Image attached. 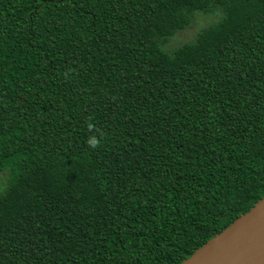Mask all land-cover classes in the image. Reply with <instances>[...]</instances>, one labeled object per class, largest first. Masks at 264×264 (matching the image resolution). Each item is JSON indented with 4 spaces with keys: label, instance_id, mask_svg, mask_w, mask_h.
Returning <instances> with one entry per match:
<instances>
[{
    "label": "trees",
    "instance_id": "obj_1",
    "mask_svg": "<svg viewBox=\"0 0 264 264\" xmlns=\"http://www.w3.org/2000/svg\"><path fill=\"white\" fill-rule=\"evenodd\" d=\"M1 172L0 264H179L264 194V0H0Z\"/></svg>",
    "mask_w": 264,
    "mask_h": 264
},
{
    "label": "water",
    "instance_id": "obj_2",
    "mask_svg": "<svg viewBox=\"0 0 264 264\" xmlns=\"http://www.w3.org/2000/svg\"><path fill=\"white\" fill-rule=\"evenodd\" d=\"M179 264H264V194Z\"/></svg>",
    "mask_w": 264,
    "mask_h": 264
},
{
    "label": "rangeland",
    "instance_id": "obj_3",
    "mask_svg": "<svg viewBox=\"0 0 264 264\" xmlns=\"http://www.w3.org/2000/svg\"><path fill=\"white\" fill-rule=\"evenodd\" d=\"M220 10L215 9L212 12H194L191 15L190 23L178 31H176L169 39L163 44V48L166 50H171L176 46L182 44L183 42L190 41L195 37L198 30L204 26L214 22L219 16ZM6 182V172L0 173V188L5 185Z\"/></svg>",
    "mask_w": 264,
    "mask_h": 264
},
{
    "label": "clouds",
    "instance_id": "obj_4",
    "mask_svg": "<svg viewBox=\"0 0 264 264\" xmlns=\"http://www.w3.org/2000/svg\"><path fill=\"white\" fill-rule=\"evenodd\" d=\"M97 142L98 141L95 136H90L87 140V143L93 148L97 145Z\"/></svg>",
    "mask_w": 264,
    "mask_h": 264
}]
</instances>
